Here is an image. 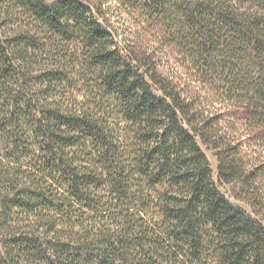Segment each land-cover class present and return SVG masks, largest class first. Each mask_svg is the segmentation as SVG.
I'll return each mask as SVG.
<instances>
[{"label":"trees","instance_id":"1","mask_svg":"<svg viewBox=\"0 0 264 264\" xmlns=\"http://www.w3.org/2000/svg\"><path fill=\"white\" fill-rule=\"evenodd\" d=\"M113 1L0 0V264H264V0Z\"/></svg>","mask_w":264,"mask_h":264},{"label":"rangeland","instance_id":"2","mask_svg":"<svg viewBox=\"0 0 264 264\" xmlns=\"http://www.w3.org/2000/svg\"><path fill=\"white\" fill-rule=\"evenodd\" d=\"M106 3L111 5V9L113 12L116 11L115 7L117 5L115 6V2L113 0H106ZM117 11L118 12H116L114 16H117V18L119 19H116V17H114L112 21L114 23L113 25L114 29L117 30V34L120 37L118 38V40L121 41L122 43V38L126 35L131 34L130 30L132 29V26L130 21H128L127 19L125 20V15L122 14L120 10ZM119 13L121 15L118 16ZM135 29L136 27L134 28V32H136ZM143 36L145 41H148L149 45L153 46L155 50L156 48H159L158 42L150 38L148 33L147 34L143 33ZM159 51L160 50L157 51V54L159 55V60L161 61V65L159 67L160 72L164 76L171 78L174 84H179L181 85V87L186 88L188 92L196 89L197 94H194L193 96L199 97V102H202L201 104L205 114L212 116L214 115L221 116L220 122H222V124H226L224 126L227 128H229L227 126L228 124H234L235 126H238L240 130L237 132V134H235V138L243 142L248 141L251 136H247L245 134V131H243L248 126V123H245V120L241 119V116L239 115L236 116L234 112L235 109L233 107L231 108L228 105L226 106V104L216 102L215 101L216 99L213 96L208 95L206 92H199L198 89L196 88L198 84L193 81V77L191 76L190 71L187 69V66L182 65L180 62H177L179 60V57L177 54H175V52L171 48L166 49L164 53ZM241 127H243V130ZM255 133L256 132L254 131V134ZM259 140L261 143L259 142ZM261 140H263L262 137H258V135L254 137V140L253 137H251L250 139V141H252L251 151H256L257 153L259 152L264 153V144ZM200 148L210 163L212 169V179L217 189L220 191V193L231 203L238 205L243 209L249 211V208L247 206L238 203L233 199L231 193L233 187L225 185L224 183L219 181L218 170H217L218 163L213 153L207 150L202 145H200Z\"/></svg>","mask_w":264,"mask_h":264}]
</instances>
